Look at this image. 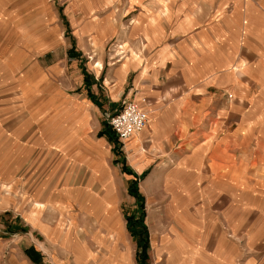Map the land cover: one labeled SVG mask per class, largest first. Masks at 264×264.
I'll return each instance as SVG.
<instances>
[{"label":"crops","instance_id":"0c3cea01","mask_svg":"<svg viewBox=\"0 0 264 264\" xmlns=\"http://www.w3.org/2000/svg\"><path fill=\"white\" fill-rule=\"evenodd\" d=\"M127 99L147 113L128 174L154 186L159 231L186 234L164 264H261L264 0H0V264H77V206L96 215L99 170L113 185L97 113ZM102 206L92 236L131 264Z\"/></svg>","mask_w":264,"mask_h":264},{"label":"rangeland","instance_id":"374dc122","mask_svg":"<svg viewBox=\"0 0 264 264\" xmlns=\"http://www.w3.org/2000/svg\"><path fill=\"white\" fill-rule=\"evenodd\" d=\"M231 9V6L227 7V11ZM234 26V25H233ZM241 24H236L235 30L240 31ZM233 30V28H232ZM68 27L66 26L65 32L68 33ZM69 36L67 35V38ZM105 64L109 61L114 62L115 56L109 54L108 49L106 50L105 56ZM90 57L81 58L79 64L83 67L86 74H91L93 70L97 68L96 62L92 60L89 62ZM102 63L101 58L98 60ZM71 64V63H69ZM228 95V94H227ZM123 100L121 101V103ZM120 103V105H121ZM115 105L110 106L109 109H106L107 113H104V108L100 106V109L97 113L98 122L100 124V128L98 129L99 135H106L107 139L112 145V149L114 151V159L112 164H110L111 168L114 171L113 174V185L105 183L106 172L105 170H99V178L97 182V202H95V211L96 215L87 216L86 212H84V208L82 206H77V264H106V254L103 253V247L100 246L99 242L93 238L92 233L95 230H100L101 232H106L105 224H102L103 217L101 215L102 210L105 209L102 206L103 201L108 203V208L113 209L114 212L120 217L121 225L124 232V237L122 239V243L124 244V250L127 254L128 261L130 260L131 264H164L166 261L164 259H169L168 257L175 256H183L186 255L185 252L179 253L176 250V243L180 241L179 238H174L176 234L185 236V231L178 233H171L168 231L160 232V229L169 228V220L170 218H158V216H154V210L156 208V204L153 201H149V196L153 197V192L150 195H147L146 191L148 189H152L154 186L150 183L145 182L143 177L138 179L137 177H133L128 173H131L126 169L128 168L125 164V155L130 154L132 150L127 149L124 146V143L121 142L117 137L113 135L112 128L108 123L107 114H111L117 108L120 107ZM110 136L114 139H110ZM127 151V152H126ZM128 154V155H129ZM124 164V165H123ZM125 166V167H123ZM102 171V172H101ZM101 173V174H100ZM77 192H81L83 188L84 178H81L80 175L77 176ZM115 182L117 188H115ZM135 182L136 188L133 189L132 184ZM93 183L88 185L90 188ZM142 200V204L140 203ZM107 201V202H106ZM84 205V202H83ZM40 208V207H38ZM15 218H12V220ZM10 220L9 217L1 216L0 223H7ZM19 220V219H18ZM23 221V220H22ZM117 221V220H116ZM115 221V222H116ZM18 225H14L13 228L18 230H25V225H21V220ZM142 222L146 225V230H143ZM17 224V223H16ZM117 227L118 224H115ZM14 230V229H13ZM120 238V236H118ZM117 238V239H118ZM174 238V239H173ZM124 240H126L129 244H125ZM182 240V239H181ZM87 241V242H86ZM183 241V240H182ZM85 242L88 250L92 251L94 255L89 254L87 256V252L85 249ZM146 243V245H145ZM120 246V244H119ZM123 246V245H122ZM146 249V253H145ZM258 253V252H257ZM253 252V255L257 254ZM258 256H260V260H262L261 264H264V252H259ZM121 258L116 257L114 260V264H118V261Z\"/></svg>","mask_w":264,"mask_h":264},{"label":"built area","instance_id":"2783aa9c","mask_svg":"<svg viewBox=\"0 0 264 264\" xmlns=\"http://www.w3.org/2000/svg\"><path fill=\"white\" fill-rule=\"evenodd\" d=\"M107 117L110 127L121 142L141 130L147 121L146 111L133 99L123 100L120 107L107 114Z\"/></svg>","mask_w":264,"mask_h":264},{"label":"trees","instance_id":"16d2710c","mask_svg":"<svg viewBox=\"0 0 264 264\" xmlns=\"http://www.w3.org/2000/svg\"><path fill=\"white\" fill-rule=\"evenodd\" d=\"M85 75H86V73H85ZM85 77H86V76H85ZM85 79H86V78H85ZM112 132H113V135H114L115 137H117L116 134H115V132H114L113 130H112ZM110 139L113 140L114 138L110 136ZM123 165H124V164H123ZM123 167H125V166H123ZM126 169L129 171V168H126ZM132 186H133V189L136 188V187H135V186H136L135 182L132 184ZM140 203L142 204V200H140ZM142 225H143V226H142V227H143V230L145 231V230H146V225H145L143 222H142ZM145 245H146V243H145ZM145 253H146V249H145Z\"/></svg>","mask_w":264,"mask_h":264},{"label":"bare ground","instance_id":"6f19581e","mask_svg":"<svg viewBox=\"0 0 264 264\" xmlns=\"http://www.w3.org/2000/svg\"><path fill=\"white\" fill-rule=\"evenodd\" d=\"M117 240H119V241H121V242H122V238H121V237H120V238H118ZM124 256H125V259L127 260V254H126V252H125Z\"/></svg>","mask_w":264,"mask_h":264}]
</instances>
